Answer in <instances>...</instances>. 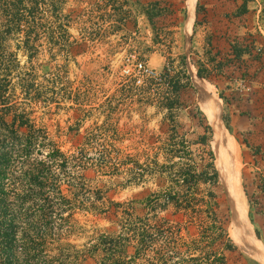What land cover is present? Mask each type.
Segmentation results:
<instances>
[{
  "label": "rangeland",
  "instance_id": "obj_1",
  "mask_svg": "<svg viewBox=\"0 0 264 264\" xmlns=\"http://www.w3.org/2000/svg\"><path fill=\"white\" fill-rule=\"evenodd\" d=\"M93 2L62 3V12L71 15L68 31L74 45L68 57L57 55L49 61L48 75L60 82L66 80L65 89L58 82L52 84L54 102L47 107L34 106L36 121L48 128L64 151L71 152L83 137L92 138L112 143L119 150L118 158L126 155L148 166L140 180H131L121 164L111 174L88 172L106 198L123 203L119 209L122 210L133 200L173 186L175 169L168 165L156 167V162L170 164V160L178 161L182 156L181 161L197 170L210 161L217 170L213 131L194 81L198 66L205 64L208 77L197 75L199 84L205 81L207 88L210 86L221 130L234 138L247 217L253 233L255 228L259 229L258 239L264 246V0H246L248 11L238 16L234 11L243 0H194L188 33L189 0H129L122 7L111 0ZM104 14L107 16L103 17ZM109 14L113 17H108ZM118 15H126L125 20L117 21ZM235 40L247 46L249 54L235 59L231 51V42ZM38 47L33 63L37 71L38 67L41 70L38 74H42L41 65L49 55L43 42ZM17 54L21 64H26L23 51ZM127 56L144 61L160 79L147 77L143 83L134 84L121 74ZM210 58L219 62L217 67ZM177 83L180 88L173 92ZM175 95L178 101L168 108L166 98L172 100ZM198 109L203 113L202 121L196 114ZM223 116L229 120L230 131ZM205 124L210 126L209 140L200 144L198 139ZM207 190L215 193L218 202L213 228L209 224L215 217L197 209L176 211L171 204L157 209L155 219L167 216L199 224L202 221L208 228L205 232L192 228V236L199 237L205 248L221 253L223 264H245L243 256H251L230 236L231 211L219 175L214 185L199 183L196 198L204 197ZM106 206L98 204L99 208ZM135 208L136 213H142L140 205ZM121 216L122 212L118 218ZM75 218L77 227L69 240L78 247L102 232L119 228L114 226L117 217H108V213L99 209L78 211ZM180 231L186 235L184 229ZM225 233L236 249L225 248ZM189 240L183 243L190 245Z\"/></svg>",
  "mask_w": 264,
  "mask_h": 264
},
{
  "label": "trees",
  "instance_id": "obj_2",
  "mask_svg": "<svg viewBox=\"0 0 264 264\" xmlns=\"http://www.w3.org/2000/svg\"><path fill=\"white\" fill-rule=\"evenodd\" d=\"M63 1L0 0V264H223L221 253L205 248L199 237L192 236L190 229L205 232L208 224L178 221L174 216L155 219L157 209L163 210L167 204L176 211L197 209L215 217V193L207 190L204 197L195 196L199 183L218 182L212 161L202 170L181 161L182 156L178 161L170 160V164L156 162V167L168 165L175 169L173 186L133 200L119 210L123 203L106 198L88 172L111 174L121 164L131 180H140L148 166L126 155L118 158L119 150L112 143L92 138L83 137L71 152L64 151L48 128L36 121L34 106L47 107L54 102L52 84L58 82L65 89L66 80L60 82L48 75L49 61L57 55L68 57L74 45L68 31L71 15L62 12ZM111 1L122 7L129 0ZM247 11L243 0L234 15ZM116 17L122 22L126 15ZM41 42L49 59L41 65L42 74H38L41 70L38 67L37 71L33 59ZM19 50L27 56L24 65L18 58ZM231 51L235 59L249 54L247 46L237 40L231 42ZM209 60L218 66L215 58ZM197 75L208 77L205 64L198 66ZM179 88L177 83L172 91ZM170 98H166L168 108L178 101L176 95ZM196 114L202 121L203 113L198 109ZM223 120L230 131L227 116ZM203 129L198 143L207 144L210 126L205 124ZM99 203H106V208H99ZM135 205H140L141 214L136 213ZM96 209L111 218H118L122 212L114 224L119 228L102 232L78 247L69 240L77 227L75 214ZM215 223L216 217L209 225L213 228ZM181 228L185 236L180 234ZM255 233L260 238L258 228ZM225 239L226 249H236L226 233ZM185 240L194 247L184 244ZM243 257L245 264H260L254 258Z\"/></svg>",
  "mask_w": 264,
  "mask_h": 264
},
{
  "label": "bare ground",
  "instance_id": "obj_3",
  "mask_svg": "<svg viewBox=\"0 0 264 264\" xmlns=\"http://www.w3.org/2000/svg\"><path fill=\"white\" fill-rule=\"evenodd\" d=\"M193 12L194 0H189V19L187 21L186 33L190 31ZM201 87L204 93V100H201L200 103L207 114L209 124L212 126L214 135L212 145L216 156L217 170L228 194L231 209L237 215L234 220L232 218L230 236L234 238L238 245L243 247L249 256L256 259L259 263L264 264V246L261 241L254 236L247 217V206L239 181L234 138L229 135L227 131L221 130L220 117L216 113L217 111L213 105V99L208 90L210 86L207 88L204 81Z\"/></svg>",
  "mask_w": 264,
  "mask_h": 264
},
{
  "label": "built area",
  "instance_id": "obj_4",
  "mask_svg": "<svg viewBox=\"0 0 264 264\" xmlns=\"http://www.w3.org/2000/svg\"><path fill=\"white\" fill-rule=\"evenodd\" d=\"M121 74L131 80L134 84L143 83L147 77L160 79L153 69L141 60H134L127 56L121 66Z\"/></svg>",
  "mask_w": 264,
  "mask_h": 264
},
{
  "label": "water",
  "instance_id": "obj_5",
  "mask_svg": "<svg viewBox=\"0 0 264 264\" xmlns=\"http://www.w3.org/2000/svg\"><path fill=\"white\" fill-rule=\"evenodd\" d=\"M188 19H189V13H188V10H187V19H186V23H187V21H188ZM199 78H198V76L197 75H194V81H195V83L196 84H198V96H199V100L201 101V100H204V93H203V90H202V87H201V85L199 84V80H198ZM211 126V125H210ZM211 128H212V126H211ZM212 138H214V135H213V137ZM218 171V170H217ZM218 175H219V172H218ZM220 177V176H219ZM227 199H228V205H229V208H230V211H231V218H233V220L236 218V213L234 212V211H232V209H231V204H230V201H229V198H228V194H227ZM235 216V217H234ZM253 232V231H252ZM254 234V236L256 237V238H258L257 236H256V234L255 233H253ZM261 264V263H260Z\"/></svg>",
  "mask_w": 264,
  "mask_h": 264
}]
</instances>
